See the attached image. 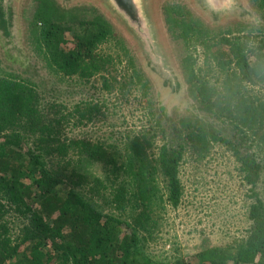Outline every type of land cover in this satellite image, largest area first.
Returning a JSON list of instances; mask_svg holds the SVG:
<instances>
[{
  "label": "trees",
  "instance_id": "obj_1",
  "mask_svg": "<svg viewBox=\"0 0 264 264\" xmlns=\"http://www.w3.org/2000/svg\"><path fill=\"white\" fill-rule=\"evenodd\" d=\"M250 1L264 15V0ZM36 2L29 24L36 36L37 51L47 55L55 71L89 81L112 69L113 59L97 53L105 42L102 19L90 21L62 14L55 0ZM164 15L173 37L205 46L218 65L224 79L222 90L199 78L197 93L202 109L215 118L223 117L236 140L198 123L185 122L176 138L180 145L165 144L155 161L148 156L153 141L145 135L126 137L127 141L119 145L69 140L63 138V129L70 120L76 123L66 131H78L93 120L97 105L79 103L67 116L60 109L54 115L41 104L32 84L0 75V264H32L19 251L27 244L33 256L43 255L49 262L58 258L70 264H155L144 251L157 225L154 208L159 204L177 208L181 204V166L186 152L203 159L213 147H225L254 191L261 167L243 150L256 139L264 140V100L248 90V86L264 89V39L255 46L243 44L238 38L222 39L221 44L229 49L222 47L212 54L217 43L191 12L170 4ZM0 26L7 31L2 18ZM75 113L78 117L73 116ZM84 119L89 122L83 123ZM81 162L82 167L96 162L112 168L114 184L124 177L121 187L110 195L102 186L108 204L120 209L124 221L105 215L97 203L80 192L94 181L78 170ZM253 197L256 201L249 210L252 228L247 239L236 249L203 251L198 264H264V202L256 193ZM11 212L22 220L17 237L20 244L14 247L7 221ZM45 248L49 249L47 254L43 253Z\"/></svg>",
  "mask_w": 264,
  "mask_h": 264
},
{
  "label": "rangeland",
  "instance_id": "obj_2",
  "mask_svg": "<svg viewBox=\"0 0 264 264\" xmlns=\"http://www.w3.org/2000/svg\"><path fill=\"white\" fill-rule=\"evenodd\" d=\"M55 1L60 12L67 16L77 15L90 21L102 19L101 31L105 42L98 47L97 53L113 59L112 69L89 81L59 74L50 65L47 55L37 51L36 36L29 24L37 8L36 0H17L15 18L7 31L0 26V75H11L32 84L41 104L54 115L61 110L62 115L67 116L79 103L99 107L98 111H93L91 122L84 119L83 123H89L70 133L66 127H74L76 120L72 118L70 125L63 129V138L119 145L127 141L126 137L145 135L153 141L152 148L148 150L152 161L156 160L165 144L177 143L176 138L185 122L198 123L209 131L216 130L236 140L232 127L223 117L215 118L202 109L197 93L199 78L222 90L224 79L218 65L207 54L205 46L195 44V41L185 42L169 33L164 9L167 5L177 4L191 12L217 43L211 51L217 54L222 47L229 49L221 44L222 39L238 38L241 43L252 46L264 39V15L250 0H242L250 16L245 19L227 18L219 23H214L195 0L154 1L163 46L177 87L175 80L169 84L148 66L139 43L102 5L90 0L70 5L63 0ZM248 90L251 95L264 100V89L248 86ZM74 115L78 117L76 113ZM261 139L252 141L243 150L261 167L260 180L254 191L244 181L239 164L225 147H213L203 159L190 152L185 153L181 166L184 186L181 204L177 208L161 204L154 208L157 225L153 240L146 243L144 251L155 264H198V255L203 251L216 247L236 249L247 239L252 228L249 210L256 201L254 193L264 202V140L263 137ZM80 165L78 170L94 180L80 189L83 196L97 203L105 215L124 221L120 209L115 210L102 194L104 187L107 195L119 189L124 177L114 184L112 168L96 162L86 167H82V162ZM121 172L125 175L124 171ZM159 184L162 188L165 186L161 178ZM163 193L166 198V191ZM7 221L14 247L20 244L17 237L22 220L11 212ZM48 250L45 248L43 253L47 254ZM19 251L24 252L32 264H70L58 258L49 262L43 255L33 256L28 244L22 245ZM17 259L11 261L14 263Z\"/></svg>",
  "mask_w": 264,
  "mask_h": 264
},
{
  "label": "water",
  "instance_id": "obj_3",
  "mask_svg": "<svg viewBox=\"0 0 264 264\" xmlns=\"http://www.w3.org/2000/svg\"><path fill=\"white\" fill-rule=\"evenodd\" d=\"M66 5L81 0H63ZM106 8L124 27L127 33L139 43L148 66L164 67L172 73L154 11L155 0H90ZM197 6L214 22L227 18L250 16L242 0H195ZM17 0H0V18L8 21L15 18Z\"/></svg>",
  "mask_w": 264,
  "mask_h": 264
},
{
  "label": "flooded vegetation",
  "instance_id": "obj_4",
  "mask_svg": "<svg viewBox=\"0 0 264 264\" xmlns=\"http://www.w3.org/2000/svg\"><path fill=\"white\" fill-rule=\"evenodd\" d=\"M3 21L6 24V29H7L10 26V24L8 23V21H7V23H6L5 20H3ZM153 71L155 73L158 72V74L160 75V78H163L164 81H167L168 80L169 84H172L173 83V82H170V81L175 80V87H177V85H176V79L173 78L174 77L173 74L171 72L167 71L164 67L154 68Z\"/></svg>",
  "mask_w": 264,
  "mask_h": 264
}]
</instances>
